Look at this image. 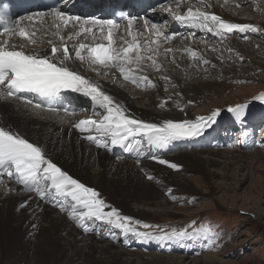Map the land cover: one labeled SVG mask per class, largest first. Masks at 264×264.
Instances as JSON below:
<instances>
[{
	"label": "bare ground",
	"instance_id": "bare-ground-1",
	"mask_svg": "<svg viewBox=\"0 0 264 264\" xmlns=\"http://www.w3.org/2000/svg\"><path fill=\"white\" fill-rule=\"evenodd\" d=\"M78 1L87 2L88 0H72V4ZM175 4L174 9L177 8V3L175 2ZM211 6L213 9L208 10L209 12L220 15L227 20L228 16L223 14L219 6L215 4ZM152 16L153 19L160 22L164 18V13H153ZM227 21L234 22L237 20L233 21L228 17ZM174 24L167 30L177 26L179 29L182 28L183 32L198 31L180 22H175ZM27 26L29 29L35 27L34 25ZM43 26L49 29V33H40L39 35L47 41L51 38L50 33L55 31V29L51 27V23L48 21ZM137 26L142 28L141 20H138ZM125 30L126 28H120L119 32L124 33ZM72 31L73 29L69 26L62 31V34L67 36ZM164 33L166 34V32ZM155 38L153 33L148 32H144V35L140 37L142 42ZM10 42L18 47L26 44V41L20 38H14ZM69 48L71 50V43H69ZM25 51L49 54L50 46L47 43L28 45L25 47ZM143 54L149 55L148 53ZM158 56L160 57L157 53L155 57ZM156 61L160 65V69H165L157 59ZM69 67L98 84L106 94L124 105L128 109V113L136 118L147 122L151 114L156 116L166 114L169 116L171 112H174V117L181 119V116L176 111L181 109V104L173 100H168L167 102V98H161V95L164 94H161L160 89L156 92L158 94L156 97L152 95V97L146 99L144 108L141 110L130 103L124 94L125 92L123 93L118 87L113 85V83H119L118 81L122 82L119 79L122 77L116 70L103 69L99 66L92 67L87 63L75 60L69 61ZM141 69L145 71L139 75H147L155 86L161 85V81L157 77L159 75L154 74L156 68H153L152 64L149 67H143L141 64ZM98 72H108V74L98 75ZM190 75L193 76L195 74L192 72ZM123 83L128 85L126 82ZM204 86L207 85H200L193 88V90L197 95L201 96L207 93V88ZM213 90L220 91L215 86ZM70 93L74 95L67 94L64 96L66 103L77 108L83 106L84 95L72 91ZM80 97L82 99L79 100L78 98ZM25 100L31 99L14 98L12 100L0 96V126L18 131L30 142L40 146L57 166L73 176V178L84 183L85 186L98 191L100 198L105 200L111 207L118 208V211L121 209L126 214L141 220L159 221L160 219L174 218L175 212L168 211L166 208L154 210V208H159V206L167 205V198L172 196H163V192L182 194L181 191L185 192L187 190L183 187V184L191 188L194 187L198 191L199 187L196 183L203 181L207 184V190L211 195L221 188L212 184L215 174L210 168L217 165V159H220V156L223 157L222 154L227 155L228 153L219 149H207L206 145L203 144L204 142H200L205 138L204 134L196 139L187 140V144L194 148V152L185 150L186 140L174 141L168 147L158 149L148 146L139 137L136 139L140 140L141 143L137 144L136 140H133L131 149L109 145L111 150H108L97 147L94 142L87 140L86 136L89 133L81 132L77 129L74 126L75 122L68 125L74 119L66 121L67 119L65 120L63 117L66 116L65 114H59L57 117L49 111L36 107L33 100H31V104L26 103ZM185 100L187 102V99ZM162 103L164 107H160ZM160 110L162 112H159ZM100 111L103 110H98L91 104L90 115L88 114L89 116L87 115L86 119H100V115L99 118L95 117L96 112ZM92 113L93 115H91ZM247 115L248 112L244 111L241 117L234 118V122L240 125L241 123H238V119L245 118L243 116ZM61 120L65 122L62 123ZM117 152L121 154L123 160L113 159V154ZM256 155L259 156V154ZM246 157L245 154L234 153L231 158L226 159L229 163L223 166V180L229 181L231 179L229 172L234 166L242 168L243 165H246L248 168H253V166L248 165L243 160ZM160 159L177 164L179 170H174L167 167V165L158 163ZM149 175L156 178L157 184L145 180ZM255 177L258 178V175H255ZM0 179L3 180V183H0V264H184L185 259L174 256L170 258L159 253L158 251H163V243H159V246H162L160 250L149 251L147 255H143V252H146L145 249L143 251L137 250L136 252L123 248L117 249L115 248L116 243L119 246L123 244L118 242L119 236L112 238L109 235V230L113 228L112 226L105 223L107 225L106 232H108L106 237L109 238V241H102L104 237L101 236L94 238L87 233H83L84 231L78 226V222L69 219L67 211L62 212L58 206H55L54 201L49 199L41 200L36 193L25 192L22 186L17 184L14 179H9L6 176ZM178 183L179 192L174 190ZM22 204L27 206L21 207ZM131 206L135 208L134 212L131 210ZM257 218L259 220V217ZM86 223L91 228L89 232L93 233L97 232V226L101 224L87 221ZM121 232L123 231L121 230ZM165 241L168 242L169 240ZM170 241L172 242V240ZM137 242L138 245L145 248L155 245L142 241ZM125 246H128V244ZM7 250L9 251L7 252ZM11 250L16 251L11 254ZM17 250L23 253L21 257L16 254ZM201 258L202 261H210L211 264L216 260V256L211 254L203 255ZM188 264H198V262L190 261Z\"/></svg>",
	"mask_w": 264,
	"mask_h": 264
},
{
	"label": "snow or ice",
	"instance_id": "snow-or-ice-1",
	"mask_svg": "<svg viewBox=\"0 0 264 264\" xmlns=\"http://www.w3.org/2000/svg\"><path fill=\"white\" fill-rule=\"evenodd\" d=\"M182 2L183 0H176L177 7ZM198 2L200 7L189 6L186 14H180L171 7L165 10L176 21L217 37L246 31H260L251 24L229 22L220 15L202 10L211 6L208 0H198ZM7 8L8 5L3 4V8L0 9V26H3L0 31L2 38L0 39V96L19 98L20 93H33L41 97H52L62 91L70 90L90 97L93 106L103 110L99 112L101 118L80 120L74 126L81 132L89 133L86 139L94 142L97 147L111 150L109 147L111 145L131 149L133 140H136L137 144L141 143L136 139L139 137L150 147L166 148L174 141L192 140L202 136L208 128L216 124L217 118L221 115V111L216 109L210 115L200 116L195 120L169 119L159 124L145 122L130 115L124 105L106 94L98 84L69 67V61H80L89 66L114 69L125 81L131 82L138 88L142 83L155 87L147 75H137V73L142 70L141 64L145 60L151 61L152 66L159 71L160 65L157 64L155 55L161 44L172 41L176 34H165L161 25L153 23L150 19L143 18L141 28L137 26L136 16L131 14L122 16L121 19L126 21V30L120 33L121 24L115 19L67 15L53 6L49 12H38L34 16L27 17L35 26L29 29L23 23L24 18L11 20L6 14ZM49 17L52 20L51 27L55 31H52L51 38L45 41L39 34L49 33V29L43 26ZM69 26L73 31L67 36L63 35L62 31ZM144 32L153 33L156 38L142 42L140 37ZM13 38H20L26 41V44L18 47L10 42ZM44 43L50 46L49 54L25 51L28 45ZM69 43L72 44L71 50ZM164 51L170 53L173 49L166 48ZM186 51L193 58L198 55L192 49ZM203 63L208 64L209 61L205 59ZM97 74L107 75L108 72ZM257 99L264 103V94H260ZM25 102L32 103L31 100ZM35 106L40 107V105ZM160 107H164V104L162 103ZM246 108L247 105H237L229 107L227 111L239 118ZM180 110L183 111V108ZM158 163L179 170V166L175 163L163 159ZM5 176L14 179L25 192H34L41 200L54 201L55 206H58L62 212L67 211L69 219L77 221L78 226L85 233L91 230L87 221L106 223L122 230L126 236L130 234L143 240L157 242L218 236L212 226L200 224L197 227L195 221L182 230L167 231L158 228L157 234L139 231L138 228L150 229L153 226L122 215L115 207H111L101 199L98 191L85 186L57 166L40 146L30 142L18 131L0 126V178ZM148 179L151 180L153 177L149 175ZM0 183H3L2 179ZM26 206V204L21 205V207ZM189 228L192 230L189 231Z\"/></svg>",
	"mask_w": 264,
	"mask_h": 264
},
{
	"label": "rangeland",
	"instance_id": "rangeland-1",
	"mask_svg": "<svg viewBox=\"0 0 264 264\" xmlns=\"http://www.w3.org/2000/svg\"><path fill=\"white\" fill-rule=\"evenodd\" d=\"M208 3L219 6L223 14L233 21L237 20L234 21L235 23L251 24L260 31H246L228 34L226 37H217L200 30L183 32L182 28L180 29L182 31L178 28V31L175 32V39L161 44L160 51L158 50L161 58L155 57L165 68L159 69V71L155 69L154 72L159 75L157 77L161 81L160 86L150 87L146 83H142L138 88L122 78H119L122 82L118 81L119 83L116 82L113 85L123 93L125 92L130 103L137 109L143 110L146 99L152 95L156 97L158 89L161 94H164L161 95V98H167V102L173 100L180 103L183 108V111L176 110L181 119L174 117V112H171L170 117L166 114L162 116L151 114L147 122L159 124L169 119L173 121L195 120L197 117L208 116L212 111L219 109L221 115L217 118L216 124L205 131V138L201 142H204L207 149H219L228 153L227 155L222 154L223 157L220 156V159H217V165L210 168L215 174L212 184L221 187V190L213 192L214 196L212 197L207 190V184L203 181L196 183L199 187L198 191L194 187L191 188L183 184L187 190L181 191L182 194L163 192V196H172L167 198V205L159 206L154 210L166 208L168 211L175 212L176 215L174 218L160 219L159 221L137 219L121 209L119 210L122 215L129 216L135 221L152 225L153 227L150 229L138 228V230L150 231L153 234H157L158 228L167 231L182 230L188 228L193 221L197 227L200 224L212 226L218 236L195 240L186 239L179 242L175 240L178 242L176 244L179 246L178 252L164 250L166 248H163V251H158L170 258L174 256L185 259L184 264H188L190 261H197L198 264H211L210 261H202L201 257L207 254L216 256V260L212 264H264V103L257 99L260 94H264V0H208ZM189 6L200 7V4L198 0H183L180 7L175 9L179 8L180 14H186ZM212 9L213 7L210 6L202 10ZM170 22L171 20L166 17L160 24L161 28L169 29L170 26L167 25ZM166 48H172L173 51L165 53ZM187 49L196 51L197 57H191L190 53L186 51ZM205 59L209 61L208 64L203 63ZM150 65L149 60L142 62L143 67ZM92 67L97 66L93 65ZM152 67L154 68V66ZM144 71L141 70L137 75ZM192 72L195 74L194 77L190 75ZM200 85H207L204 86L207 88V93L201 96L193 90ZM214 86L220 91L213 90ZM69 94L74 95L73 93ZM78 99L80 100L82 97ZM83 101V106L77 108L78 111L75 115L63 116L65 120L67 119L66 121L74 119L68 125L87 118L92 101L90 99L89 101L83 99ZM237 105H247L245 111L248 112V115L238 119L240 125L234 122L235 115L227 111L229 107ZM52 114L58 117L63 113ZM95 117L99 118V112H96ZM61 122L65 121L61 120ZM193 149L190 145L185 147V150L190 152H194ZM234 153L245 154L247 157L243 160L253 168H248L246 165H243L242 168L234 166L229 172L231 179L223 180V166L229 163L226 159L231 158ZM113 159L123 160V157L119 153H114ZM255 175H258V178ZM152 177L151 180L148 177L145 180L157 184L156 178ZM174 190L179 192V183L176 184ZM134 209L131 206L133 212ZM98 226L99 233L87 232V234L94 238L101 236L104 237L102 241H109V238L106 237L107 225L101 223ZM119 230L111 228L109 235L112 238L118 237ZM191 230L189 228V231ZM121 237L119 236L118 242L123 245L119 246L116 243L115 248L135 252L145 249V247L143 249L141 246H137V241L147 244L160 243L154 240L137 239L129 234L124 238L125 241H129L130 245L125 246L127 242L121 240ZM167 245L173 247L172 243ZM145 250L143 255H147L149 251H155L149 250V248ZM15 251L11 250L10 252L13 254ZM16 254L21 257L23 253L17 250Z\"/></svg>",
	"mask_w": 264,
	"mask_h": 264
}]
</instances>
